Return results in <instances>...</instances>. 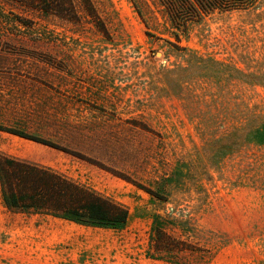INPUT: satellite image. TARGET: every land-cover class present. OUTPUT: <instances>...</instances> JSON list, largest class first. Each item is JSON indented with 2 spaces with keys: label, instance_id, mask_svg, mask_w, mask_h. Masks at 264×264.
I'll use <instances>...</instances> for the list:
<instances>
[{
  "label": "rangeland",
  "instance_id": "1",
  "mask_svg": "<svg viewBox=\"0 0 264 264\" xmlns=\"http://www.w3.org/2000/svg\"><path fill=\"white\" fill-rule=\"evenodd\" d=\"M90 1L70 20L0 0V152L128 221L11 211L0 186V264H264V0L180 27L159 0Z\"/></svg>",
  "mask_w": 264,
  "mask_h": 264
},
{
  "label": "trees",
  "instance_id": "2",
  "mask_svg": "<svg viewBox=\"0 0 264 264\" xmlns=\"http://www.w3.org/2000/svg\"><path fill=\"white\" fill-rule=\"evenodd\" d=\"M30 8L53 12L70 20L79 19L76 0H15ZM175 26L215 10L246 9L258 0H159ZM91 16L95 12L90 0H84ZM90 2V3H89ZM93 12V13H92ZM25 138L71 152L52 140L9 130ZM0 186L6 207L11 211L37 213L82 225L122 229L129 209L117 200L79 183L49 166L0 152ZM156 250L183 249L169 233L156 226Z\"/></svg>",
  "mask_w": 264,
  "mask_h": 264
}]
</instances>
